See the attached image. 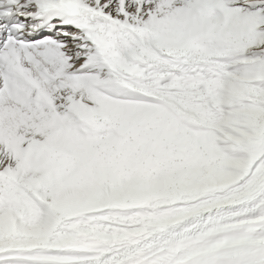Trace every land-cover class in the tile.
<instances>
[{"label":"snow or ice","instance_id":"obj_1","mask_svg":"<svg viewBox=\"0 0 264 264\" xmlns=\"http://www.w3.org/2000/svg\"><path fill=\"white\" fill-rule=\"evenodd\" d=\"M0 264H264V0H0Z\"/></svg>","mask_w":264,"mask_h":264}]
</instances>
